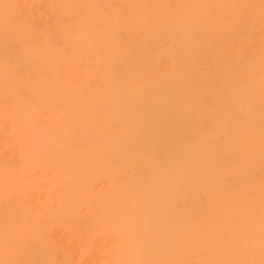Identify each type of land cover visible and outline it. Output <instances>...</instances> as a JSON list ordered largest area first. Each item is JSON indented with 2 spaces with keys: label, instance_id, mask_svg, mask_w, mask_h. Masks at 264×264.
<instances>
[{
  "label": "bare ground",
  "instance_id": "1",
  "mask_svg": "<svg viewBox=\"0 0 264 264\" xmlns=\"http://www.w3.org/2000/svg\"><path fill=\"white\" fill-rule=\"evenodd\" d=\"M0 264H264V0H0Z\"/></svg>",
  "mask_w": 264,
  "mask_h": 264
}]
</instances>
